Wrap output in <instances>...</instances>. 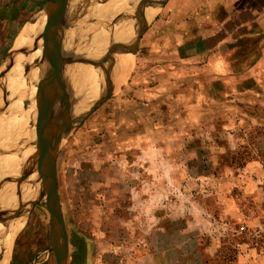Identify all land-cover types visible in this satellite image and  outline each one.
<instances>
[{
    "label": "rangeland",
    "instance_id": "obj_1",
    "mask_svg": "<svg viewBox=\"0 0 264 264\" xmlns=\"http://www.w3.org/2000/svg\"><path fill=\"white\" fill-rule=\"evenodd\" d=\"M161 1L153 4L135 60L120 65V80L115 66L105 101L58 154L67 264H264V65H255L264 43V33L255 28L264 22L230 35L236 25L229 24L235 0H167L162 7L156 5ZM82 2L90 8L115 5L111 0ZM245 2L238 0L237 7L245 8ZM46 3L0 0L1 108L17 107L18 96L13 97L9 82L14 43L36 17L46 20ZM247 5L248 13L252 8L250 15H256L264 1L248 0ZM133 23L97 27L88 39L100 37L104 29L117 32L107 53L119 38L120 44L124 37L123 43L127 41ZM208 26H219L222 32L214 33L217 39L211 38L204 49L199 31ZM68 28L61 35L72 31ZM235 40L242 48L229 64L225 58H230V42ZM41 48L22 76L23 83L42 63ZM90 50L102 52L100 47ZM77 66L100 71L96 85L88 79L91 71L74 77L77 109L85 113L98 99L103 71L100 64ZM37 104L41 108L39 99ZM62 106L68 109L64 102ZM28 107L29 96V114ZM0 112V124L14 122L13 116ZM4 135L0 131V158L5 150L12 158L0 161V191L14 186L15 192L21 175L7 174L26 145L5 144ZM14 145L17 149L11 150ZM41 148L34 155L25 153L19 168L36 160ZM32 164L35 174L36 163ZM22 185L33 192L32 178ZM19 191L12 195V208L23 221L7 241H0V248L9 245L7 264H56L45 199L31 206L37 197L32 194L25 201Z\"/></svg>",
    "mask_w": 264,
    "mask_h": 264
},
{
    "label": "water",
    "instance_id": "obj_2",
    "mask_svg": "<svg viewBox=\"0 0 264 264\" xmlns=\"http://www.w3.org/2000/svg\"><path fill=\"white\" fill-rule=\"evenodd\" d=\"M70 1L47 0L46 3L47 17L43 21L44 26L42 28L45 38L40 58L42 64H45V68L44 74H42L43 80L39 86L45 106V127L42 129L45 137L39 157L32 162L36 163V172L32 183L34 184V194L37 193V200L28 204L34 206L37 201L45 199L50 213V247L55 255L56 264H67L68 259L67 234L56 178L58 154L85 118L105 101L107 85L111 81L115 66L122 62L135 60L140 39L149 27L148 13L154 7V0H132V3L126 5L112 6L100 15L96 14L85 19L72 20L73 18L69 16ZM166 1L163 0L156 5L162 7ZM130 21L134 23L132 25L133 37L129 45L127 44L120 50L113 48L99 59L78 60L77 63L94 67L100 64L103 71L97 101L87 112L80 113L77 109L73 84H70L65 76L67 66L72 62L69 56L71 46L97 27L105 26L111 22L126 25ZM69 25L72 27V31L66 37L61 35V31L69 29ZM63 102L68 109L62 106ZM32 166L33 164L30 168ZM20 187L21 185L17 187L18 191L21 189ZM15 202L12 201V203ZM7 209H0V219L5 215Z\"/></svg>",
    "mask_w": 264,
    "mask_h": 264
},
{
    "label": "bare ground",
    "instance_id": "obj_3",
    "mask_svg": "<svg viewBox=\"0 0 264 264\" xmlns=\"http://www.w3.org/2000/svg\"><path fill=\"white\" fill-rule=\"evenodd\" d=\"M93 1L104 2L105 0H93ZM156 1L157 0H154L153 4ZM106 2H107V0H106ZM111 2L114 3L115 5H111L110 3H107L108 5L98 6V5H95L97 3L96 2L94 4L96 7H91V8H90V6H87L88 5L87 3L85 4V2H83V4L81 3V4H79V6H77L78 7L77 9L74 8L75 9V10H73L74 15L73 16L71 15V17H75V18H78V17H89L90 16L89 13H88L89 10L93 11L94 14H103V13H105L104 10L109 9L112 6L126 5V4H129V3H132V0H111ZM75 5H76V3H75ZM72 6H73V0H72ZM81 11H82V13H81ZM152 12H153L152 10L149 11V13H148L149 17L152 16ZM83 15H85V16H83ZM69 16H70V14H69ZM131 22L132 21H130L126 26H128ZM111 23L114 24V26L117 25V23H115V22H111ZM119 25H121V24H119ZM122 25L125 26V24H122ZM43 26H44L43 25V20H40V18L36 17L32 22H30L29 25H27V27L25 26L26 28L24 29L23 33H21L20 36L18 37V39L16 40V42L14 44V48H17V49H15V52L12 55V58H14L13 61L15 60L14 62H16L17 64L19 63L20 65L21 64L22 65L25 64L24 66L20 67V66H17L16 63L15 64L10 63L12 65L11 66L12 68H11L9 73L12 75V78H11V80L9 82H10V84H12V86H10V88L12 87L11 88V93L13 94V97L16 96V95L18 96V98L16 97L17 98V100H16L17 107H13L12 104L11 105H5L4 103L6 101L3 103L4 106L2 105L4 108L3 107L1 108V106H0V110L2 109V112L4 113L3 115H5L6 117L13 116L12 118H14V119H12L14 121V122H12V124L6 123V121L4 123L0 124V131H2V132L10 124L8 126V129L6 130V133H5V136H8V137L4 139V143L7 144V143L12 141L15 144H18V143H23L24 142L22 145L23 146L26 145L24 147V149L21 148L20 152H19V150H17V153L19 152V156L17 155V153L15 151V155L18 156V160L16 162H14V163H11V165L13 167L9 168L10 171L7 174V175H12L13 174L14 176L17 175V177L18 176L20 177V175H21V178L19 179V181L16 182V185H18V186H19V183H20V185H22L23 183H26V182L28 183V181H30L31 178H32V182H33V178L35 177L34 176L35 174L31 170L30 166H31V164H32V162L34 160H32L28 164V166H24L23 168L22 167L19 168L20 160H23L25 157L30 156L29 154H31V155L36 154V152H38L39 148L41 147V145L43 143V140H44V137H45L44 130L43 131L41 130V127L43 129V126H45V117H44L45 106H44V103H43V100H42V97H41V93L39 91V86H40V84H41V82L43 80L42 79L43 78L42 74H44L45 64H42V63L40 64L39 63L37 65V69H36L34 75L32 76V78L30 79V81L28 83H23L21 81V78H22L23 74L20 73L21 71H25L27 69V65L26 64L29 63L28 59H30V61H31V59H34V57L37 55L38 49L40 47H42L43 40L41 41V43L38 45V47L33 52L30 51L32 49L31 48V43H32V45L33 44L34 45L38 44V41L36 40L37 39L36 35H35L36 38L33 40L34 43L31 42V40L34 38V34L36 32V28H37L36 34L39 35L40 32H42ZM131 27L128 28L130 30H129V35H127L128 36L127 41L125 43H123L124 38H125L124 37V38L121 39V44H120V38H119V40L117 41L119 45L117 44V46L115 47L116 49H119V50L123 49L127 45L128 41L131 38ZM109 29L108 30L104 29L101 32L98 31V32H100V35H99L100 37H98V36L97 37L96 36L93 37L92 36V38H90V39H86L85 38V40L82 39L78 43H74L71 46V48L69 50V56H70V59L72 60V62H71L70 65L67 66V69L65 71V76L69 80L70 84H75V92H76V84H77V82L74 80V77H76L75 75L80 74L82 72L91 71V73H94L92 75L90 74L91 76L89 75L90 77L88 79H89L91 85H94V84L96 85L97 84L95 82H97V80H98V78L100 76L99 75L100 71L95 69V68H91V67H89L88 69L79 68L77 66V62H78V60L80 58L87 59V60H93V59L101 58L99 56H103L104 55V54H102V52L106 53L105 50L109 49L110 45H113V43L115 41V38H116V34L115 33H117V32H114L113 30H111V29L109 30ZM122 30L124 31V29H121V31ZM121 34H122V32H121ZM123 34H124V32H123ZM117 35H120V33H118ZM39 39L40 38H38V40ZM99 47L102 50V52L101 51L100 52L97 51V53H96V51H95V54H94L93 53L94 51L90 50V49H96V48H99ZM34 48H35V46H34ZM31 52H32V55H31ZM75 54L77 56H79V57L75 56ZM33 61H31V63ZM10 62H11V60H10ZM126 63H132V62H122L121 64H119L117 66V69L120 67V65L123 64L122 66H124ZM122 66H121V68H122ZM18 67H19L20 72L16 71V70H18ZM117 71H118V73L116 74V76H118L119 80H120V72H122V71H120L119 69ZM10 76L8 75L9 78H10ZM9 78L3 79L4 81H2V82H4L5 86L8 83V79ZM84 80L82 79V81H84ZM93 88H94V86H93ZM7 90L10 91V89H7ZM28 96H29V107H28L29 114L26 111V103H27V100H28ZM78 96L79 95H77V97ZM13 97H11V98L13 99ZM38 99L40 100L41 108L37 106L38 105L37 104L38 103ZM8 100L11 101L10 99H8ZM79 104L80 103H78V106H81ZM38 114H39V116H38ZM3 120H5V119H3ZM6 120H7V118H6ZM13 149L16 150L17 146L16 145L12 146L11 150H13ZM5 151L9 153V151H7V150H5ZM6 152L0 158V161L2 162V164L4 163L5 159L7 160V158L10 157V155H7V156L5 155V154H7ZM25 153L27 154V156L26 155L23 156ZM11 158L12 157H10V159ZM9 166L10 165L8 164V167ZM35 172H36V170H35ZM4 184H5V182H4ZM6 184H8V183H6ZM22 186H24V185H22ZM3 188L4 189L1 188L2 190L0 191V209L1 210H3V209L6 210V208H8V209H7L6 213H5V215L0 219V241H7L8 237L10 236V234H12L14 230H16L15 228L20 226L22 219H21L20 215L14 213V209L12 208V206H14V203H12V201H14V199H13L14 197H12V195L14 196V193H16V191L18 189L14 192V189H15L14 186L13 187L9 186L7 189H5V187H3ZM34 192L35 191L33 190V192L31 193L30 190H29V187H27V186L23 187V189L21 188V194H20L21 195V199L25 200V201H28V199L32 196V194L37 196V193L34 194ZM3 248L1 247L0 249L3 250ZM0 264H3V262L0 263Z\"/></svg>",
    "mask_w": 264,
    "mask_h": 264
},
{
    "label": "crops",
    "instance_id": "obj_4",
    "mask_svg": "<svg viewBox=\"0 0 264 264\" xmlns=\"http://www.w3.org/2000/svg\"><path fill=\"white\" fill-rule=\"evenodd\" d=\"M255 1H264V0H255ZM238 0H235V1H233L232 2V5H233V9L230 11V13H229V24H233V23H235L236 22V25L233 27V29H232V34L230 33V35H233L234 33H241L245 28H249V27H256L257 25H260L259 24V22H264V7L262 8V10H261V12L260 13H256V15L255 14H253V15H250V13H251V10H252V8H251V10L249 11V13H248V0H246V2H245V5H246V7L245 8H241V9H239L237 6H238ZM75 3H76V5H75ZM83 4V2H82V0H76V2H74L73 1V6H72V8H71V11H70V17H71V15L73 16L74 15V13H73V10H75L74 8H78L77 6H79V4ZM237 22H239V24H237ZM211 26H208V27H202L201 28V30L199 31V40L198 41H201L202 43H203V46H204V49L206 48V45H207V43L209 42V40L211 39V38H215V39H217L216 38V36L214 35V33L215 34H219V33H221L222 31H221V29L222 28H220L219 26H218V28L219 29H215V28H210ZM25 28V27H24ZM223 29H225V23H223ZM255 29H260V32L259 33H264V30H262V29H264V26H262L261 28H255ZM254 30V29H253ZM23 31H24V29L22 30V32L21 33H23ZM258 30H255V32H257ZM20 33V34H21ZM19 34V35H20ZM41 34V35H40ZM40 34L38 35V36H36L37 37V41H38V44L36 45H32V43H31V50L30 51H34L37 47H38V45L41 43V41L43 40V42H42V44L44 43V38H45V36H44V33H43V31L42 32H40ZM18 35V36H19ZM229 35V34H228ZM229 35V37H231ZM235 35V34H234ZM18 36H17V38H16V40L18 39ZM264 36V35H263ZM36 37H34L31 41H33ZM38 38H40L39 40H38ZM42 38V39H41ZM89 37H88V34H87V36H86V39H88ZM16 40H15V42H16ZM221 41H224V40H222V39H220V37H219V42H221ZM236 42L235 43H233L234 41H231L230 42V44H231V46H230V51H233V52H231L230 54H229V57L230 58H225V60H227L228 61V63L229 64H232V62L236 59L235 58V55L236 54H238V48H242V47H240L238 44H236L237 43V41L238 40H235ZM34 43V42H33ZM224 43H225V41H224ZM15 44V43H14ZM34 46H35V48H34ZM216 47H218V45L216 46ZM14 49H17V48H14ZM15 51V50H14ZM32 52H31V55H32ZM14 53V52H13ZM235 54V55H234ZM225 56V55H224ZM31 57V56H30ZM215 58H217V59H219V60H221L222 59V56L221 55H217V54H215ZM13 59L14 58H12L11 57V62L10 63H13V64H15L16 62H14L13 61ZM34 59H31V61H33ZM28 61H29V63H27L26 65H27V67L31 64V61H30V59H28ZM216 65H219V66H221L222 64L218 61V60H216L215 62H214ZM226 63V62H225ZM19 64V63H18ZM17 63H16V65L17 66H24L25 64H19L18 65ZM255 65H261V66H263L264 65V43H263V47H262V51H261V54H260V58H259V60H257L256 62H255ZM36 69V68H35ZM17 71H19L20 72V70H19V67H18V70ZM26 71V70H25ZM25 71H21L20 73H22L23 75H25L24 73H25ZM10 125V124H9ZM8 125V126H9ZM8 126L5 128V133H6V130L8 129ZM2 137V136H1ZM4 137L5 138H7L8 136H5L4 135ZM2 142H4V141H2ZM19 185H20V183H19ZM5 203V202H4ZM19 227V226H18ZM17 227V228H18ZM17 228H15V229H17ZM15 231V230H14ZM13 231V232H14ZM4 247V248H3ZM9 245L7 244V245H4V246H2V248H3V250L2 249H0V255H2L3 256V259L2 260H0V263H2L3 262V264H7V257H8V255H9ZM7 249V250H6ZM8 251V252H7ZM2 253V254H1ZM6 258V259H5Z\"/></svg>",
    "mask_w": 264,
    "mask_h": 264
}]
</instances>
